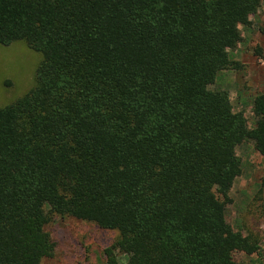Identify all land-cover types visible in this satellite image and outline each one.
Returning <instances> with one entry per match:
<instances>
[{
  "label": "trees",
  "instance_id": "obj_1",
  "mask_svg": "<svg viewBox=\"0 0 264 264\" xmlns=\"http://www.w3.org/2000/svg\"><path fill=\"white\" fill-rule=\"evenodd\" d=\"M262 0H0V46L42 60L35 87L0 108V264H42L69 217L117 234L104 264H233L226 191L236 148L264 160L254 127L207 89ZM264 264V257L258 262Z\"/></svg>",
  "mask_w": 264,
  "mask_h": 264
},
{
  "label": "rangeland",
  "instance_id": "obj_2",
  "mask_svg": "<svg viewBox=\"0 0 264 264\" xmlns=\"http://www.w3.org/2000/svg\"><path fill=\"white\" fill-rule=\"evenodd\" d=\"M249 27H239L242 41L229 58L239 63L236 71H221L207 89L226 91L232 113L243 115L249 129L254 127L252 103L264 93V0L250 17ZM42 58L24 43L0 46V108L24 97L36 84ZM241 174L226 191L213 188L226 204V221L233 232L250 237L255 252H231L233 264H258L264 257V160L250 142L236 148ZM55 244L54 255L42 264H104V251L117 239L112 231L69 217H56L46 226ZM120 264L124 258L120 257Z\"/></svg>",
  "mask_w": 264,
  "mask_h": 264
}]
</instances>
